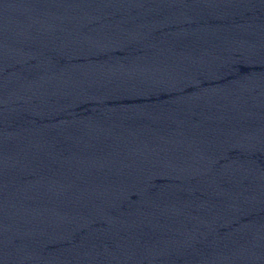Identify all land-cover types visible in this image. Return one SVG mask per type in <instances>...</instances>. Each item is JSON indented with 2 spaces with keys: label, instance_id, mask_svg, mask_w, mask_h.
I'll list each match as a JSON object with an SVG mask.
<instances>
[{
  "label": "water",
  "instance_id": "obj_1",
  "mask_svg": "<svg viewBox=\"0 0 264 264\" xmlns=\"http://www.w3.org/2000/svg\"><path fill=\"white\" fill-rule=\"evenodd\" d=\"M0 264H264V0H0Z\"/></svg>",
  "mask_w": 264,
  "mask_h": 264
}]
</instances>
